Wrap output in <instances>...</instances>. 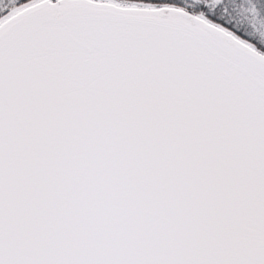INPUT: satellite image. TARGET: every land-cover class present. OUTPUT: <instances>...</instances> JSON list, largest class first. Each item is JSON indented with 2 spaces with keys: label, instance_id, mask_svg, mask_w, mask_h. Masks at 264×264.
<instances>
[{
  "label": "snow or ice",
  "instance_id": "obj_1",
  "mask_svg": "<svg viewBox=\"0 0 264 264\" xmlns=\"http://www.w3.org/2000/svg\"><path fill=\"white\" fill-rule=\"evenodd\" d=\"M0 264H264V0H0Z\"/></svg>",
  "mask_w": 264,
  "mask_h": 264
},
{
  "label": "trees",
  "instance_id": "obj_2",
  "mask_svg": "<svg viewBox=\"0 0 264 264\" xmlns=\"http://www.w3.org/2000/svg\"><path fill=\"white\" fill-rule=\"evenodd\" d=\"M233 5L235 7V0H233ZM234 18L243 24H247V23L251 22L242 12H237V14Z\"/></svg>",
  "mask_w": 264,
  "mask_h": 264
}]
</instances>
